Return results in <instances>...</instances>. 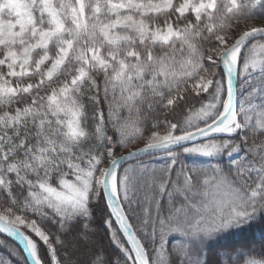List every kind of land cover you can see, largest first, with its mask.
Listing matches in <instances>:
<instances>
[{"label": "snow or ice", "instance_id": "snow-or-ice-1", "mask_svg": "<svg viewBox=\"0 0 264 264\" xmlns=\"http://www.w3.org/2000/svg\"><path fill=\"white\" fill-rule=\"evenodd\" d=\"M0 250L264 264V0H0Z\"/></svg>", "mask_w": 264, "mask_h": 264}, {"label": "rangeland", "instance_id": "rangeland-1", "mask_svg": "<svg viewBox=\"0 0 264 264\" xmlns=\"http://www.w3.org/2000/svg\"><path fill=\"white\" fill-rule=\"evenodd\" d=\"M253 23L259 24L260 21H243V22H240V26L244 27L245 24L249 25V24H253Z\"/></svg>", "mask_w": 264, "mask_h": 264}, {"label": "water", "instance_id": "water-1", "mask_svg": "<svg viewBox=\"0 0 264 264\" xmlns=\"http://www.w3.org/2000/svg\"><path fill=\"white\" fill-rule=\"evenodd\" d=\"M16 247H21L22 248V245L19 244L18 241L14 240L13 238L11 237H7Z\"/></svg>", "mask_w": 264, "mask_h": 264}, {"label": "trees", "instance_id": "trees-1", "mask_svg": "<svg viewBox=\"0 0 264 264\" xmlns=\"http://www.w3.org/2000/svg\"><path fill=\"white\" fill-rule=\"evenodd\" d=\"M241 22H243V21H241ZM8 239V238H7ZM9 240V239H8ZM9 242L11 243V244H13L10 240H9ZM14 245V244H13ZM4 253H3V250H0V255H3Z\"/></svg>", "mask_w": 264, "mask_h": 264}, {"label": "bare ground", "instance_id": "bare-ground-1", "mask_svg": "<svg viewBox=\"0 0 264 264\" xmlns=\"http://www.w3.org/2000/svg\"><path fill=\"white\" fill-rule=\"evenodd\" d=\"M249 25H251V24H249Z\"/></svg>", "mask_w": 264, "mask_h": 264}]
</instances>
